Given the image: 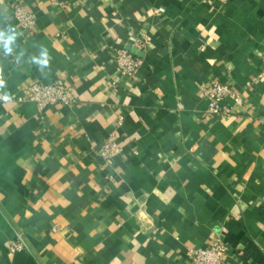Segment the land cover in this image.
<instances>
[{
  "label": "crops",
  "instance_id": "obj_1",
  "mask_svg": "<svg viewBox=\"0 0 264 264\" xmlns=\"http://www.w3.org/2000/svg\"><path fill=\"white\" fill-rule=\"evenodd\" d=\"M20 1L32 33L0 0V264H191L216 240L264 264V0ZM118 48L144 58L134 78ZM57 79L76 104L21 100ZM215 80L243 97L231 115L207 111Z\"/></svg>",
  "mask_w": 264,
  "mask_h": 264
},
{
  "label": "built area",
  "instance_id": "obj_2",
  "mask_svg": "<svg viewBox=\"0 0 264 264\" xmlns=\"http://www.w3.org/2000/svg\"><path fill=\"white\" fill-rule=\"evenodd\" d=\"M10 6L12 14L19 22L22 32H34L37 26V15L29 11L20 0H11ZM147 44L148 42L145 41L138 45V47L141 51H144ZM259 55L261 57L259 76L263 77L264 45L261 47ZM115 59L121 75L130 78H134L137 75L144 63V58L127 48H118ZM3 77L4 75L0 74V79ZM22 93V101L34 103L40 109L54 105L72 106L78 102L77 97L71 93L69 85L61 79L54 80L51 83L38 81L28 84L23 87ZM205 94L210 98L207 111L213 115H231L233 113L231 105L223 104L229 97L233 98L235 103L241 104L243 102V97L235 92L230 84L220 80H215L212 84L208 85L205 89ZM98 152L106 161L113 160L114 157L123 152V147L116 130L105 140V143L100 147ZM26 247L25 242L20 237L12 240L8 246L12 253L22 252ZM227 252V245L220 240H216L206 247L191 249L189 257L191 264H227L225 261Z\"/></svg>",
  "mask_w": 264,
  "mask_h": 264
},
{
  "label": "clouds",
  "instance_id": "obj_3",
  "mask_svg": "<svg viewBox=\"0 0 264 264\" xmlns=\"http://www.w3.org/2000/svg\"><path fill=\"white\" fill-rule=\"evenodd\" d=\"M14 39H15L14 35L5 36V33L0 32V43L3 44L4 52L6 55L11 53L12 49H11L10 45ZM35 62L40 66H46L48 63L47 55L42 54V58L39 60H36ZM3 84H4V81L2 79H0V87H3ZM3 99L8 100V96L5 95L3 97Z\"/></svg>",
  "mask_w": 264,
  "mask_h": 264
}]
</instances>
